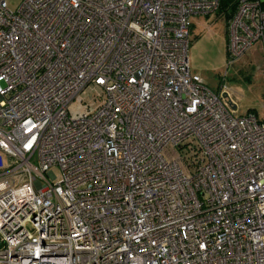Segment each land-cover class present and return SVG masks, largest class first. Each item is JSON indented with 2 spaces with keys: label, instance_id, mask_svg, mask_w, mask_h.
Instances as JSON below:
<instances>
[{
  "label": "built area",
  "instance_id": "2783aa9c",
  "mask_svg": "<svg viewBox=\"0 0 264 264\" xmlns=\"http://www.w3.org/2000/svg\"><path fill=\"white\" fill-rule=\"evenodd\" d=\"M218 8L0 0V264H264V120L189 69ZM224 25L264 46L261 0Z\"/></svg>",
  "mask_w": 264,
  "mask_h": 264
},
{
  "label": "rangeland",
  "instance_id": "374dc122",
  "mask_svg": "<svg viewBox=\"0 0 264 264\" xmlns=\"http://www.w3.org/2000/svg\"><path fill=\"white\" fill-rule=\"evenodd\" d=\"M7 1L12 9L19 2ZM224 24V18L217 13L192 19L187 50L189 69L213 91L226 90L237 115L252 113L264 120V48L254 43L241 59L229 61ZM53 172L59 171L55 167Z\"/></svg>",
  "mask_w": 264,
  "mask_h": 264
},
{
  "label": "trees",
  "instance_id": "16d2710c",
  "mask_svg": "<svg viewBox=\"0 0 264 264\" xmlns=\"http://www.w3.org/2000/svg\"><path fill=\"white\" fill-rule=\"evenodd\" d=\"M219 8L218 11L215 12L217 15L224 18L225 23L230 19L235 12L238 0H218ZM262 1V5H264V0Z\"/></svg>",
  "mask_w": 264,
  "mask_h": 264
},
{
  "label": "crops",
  "instance_id": "0c3cea01",
  "mask_svg": "<svg viewBox=\"0 0 264 264\" xmlns=\"http://www.w3.org/2000/svg\"><path fill=\"white\" fill-rule=\"evenodd\" d=\"M192 29H193V27H192ZM260 46H262V44H261V43H260ZM262 47H264V46H262ZM262 47H261V48H262ZM231 100H232V99H231ZM233 105H234V104H233ZM235 108H236V106H235Z\"/></svg>",
  "mask_w": 264,
  "mask_h": 264
},
{
  "label": "water",
  "instance_id": "95a60500",
  "mask_svg": "<svg viewBox=\"0 0 264 264\" xmlns=\"http://www.w3.org/2000/svg\"><path fill=\"white\" fill-rule=\"evenodd\" d=\"M233 108H235V105H233Z\"/></svg>",
  "mask_w": 264,
  "mask_h": 264
}]
</instances>
